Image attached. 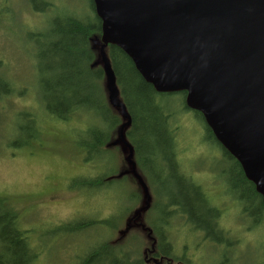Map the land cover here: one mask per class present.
I'll return each instance as SVG.
<instances>
[{"label": "trees", "instance_id": "16d2710c", "mask_svg": "<svg viewBox=\"0 0 264 264\" xmlns=\"http://www.w3.org/2000/svg\"><path fill=\"white\" fill-rule=\"evenodd\" d=\"M90 1L91 12L54 16L45 29L29 33V36L36 43L32 56L36 62L37 81L45 112L48 116L65 121L85 115L88 125L84 130L75 131V142L79 152H83L81 156L86 167L88 165L90 170L97 167L102 169L93 176L86 174L70 187L90 188L91 192L96 193L98 188L106 189L114 181H123L128 177L126 174L119 176L126 170L123 167L121 171H106L113 163V149L119 150L117 146L111 147L110 143L117 138L123 118L109 102L103 67L94 65L99 50L93 40L101 38L102 21L95 12L93 0ZM28 2L38 10L37 0ZM43 3L48 9L56 6L53 0H44ZM3 10L0 8V17ZM106 51L121 99L131 118V125L125 132L126 138L133 146L137 170L153 200L146 223L152 230L148 237L147 252L136 254L141 245L137 236H134V244V241L129 244L121 238L112 240L124 223V217H113V214L90 219L83 217L57 224L41 237L54 235L61 241L62 238L66 240L97 229L99 238L95 244L86 246L76 264H200L188 253L186 242L177 248L172 241L173 222L183 220L185 227L202 233L203 241L209 240L213 244L215 252L212 253L217 252V243L222 242L229 247V253L206 264H242V252L237 247L242 242L245 244V241L232 234L231 228H225L223 209L219 206L221 203L215 200V196H212L213 201L201 181L186 171L180 156L182 115L185 111H193L185 103L186 92H157L121 48L108 45ZM3 63L0 57L1 107L16 95V80L14 82L5 72ZM194 113L205 123L206 139L220 147L221 158L230 167L228 171H223V177L228 173L231 176L237 191L235 202L240 206L241 216L255 217V223L249 230L263 228L262 196L256 191L254 183L246 178L238 160L216 139L203 115L198 111ZM37 123L38 120H35L36 125L30 130V136L38 139L41 129ZM133 196L136 203L142 194ZM155 211L161 213L157 219L151 217V212ZM19 213L13 205V197L0 193V264H38L43 253L34 238V230L23 225ZM117 232L120 234L119 230Z\"/></svg>", "mask_w": 264, "mask_h": 264}, {"label": "rangeland", "instance_id": "374dc122", "mask_svg": "<svg viewBox=\"0 0 264 264\" xmlns=\"http://www.w3.org/2000/svg\"><path fill=\"white\" fill-rule=\"evenodd\" d=\"M43 1L37 0V10L28 0H0V8L4 9L0 17V57L5 72L13 81L16 80V95L4 102L3 107L0 106V193L13 197V205L20 212L23 225L34 230L37 245L43 250L38 264H76L86 246L95 244L99 238V231L93 229L87 234L60 241L54 235L41 237L46 230L52 231L54 225L73 219L112 214L113 217H124V223L117 229L124 233L116 231L112 240L121 238L129 244L134 241V244V236L139 237L143 242L140 241L136 254L141 255L147 252L149 235L145 228L150 208L139 219L134 217V212L131 213L143 203V191L137 180L127 173L128 179L114 181L106 189L100 187L96 193L90 188L70 187L86 174L93 176L102 170L86 167L83 152H79L75 142V131L84 130L88 125L87 119L85 115L70 121L48 116L40 97L36 62L32 56L36 43L29 33L45 29L54 16L91 12V1L53 0L56 4L53 9H48ZM106 85L105 80L107 90ZM182 116L179 149L184 168L201 181L211 198L215 196V200L221 203L217 205L223 209L225 228H231L232 234L245 241L237 247L242 252V264H264V227L250 231L255 217L241 216L231 176L228 173L223 177V171H228L230 167L223 162L220 147L206 139L205 123L194 111H185ZM35 120H38L41 129L38 139L30 136ZM116 146L119 150L113 149V163L106 170L108 172L129 168L121 146L111 145ZM137 193H141L142 197L135 203L133 195ZM160 214L158 211L151 212V217L157 219ZM185 225L183 220L173 222L172 241L177 248L186 242L190 246L187 245L188 253L194 256L197 263L215 262L221 255L230 252L229 247L221 242L215 243L217 252L212 253L215 252L213 244L209 240L204 242L202 233L193 232Z\"/></svg>", "mask_w": 264, "mask_h": 264}, {"label": "water", "instance_id": "95a60500", "mask_svg": "<svg viewBox=\"0 0 264 264\" xmlns=\"http://www.w3.org/2000/svg\"><path fill=\"white\" fill-rule=\"evenodd\" d=\"M93 2L102 21L101 38L93 40L100 51L94 65L103 67L109 102L123 118L110 145L126 154L129 168L119 176L131 173L143 191L134 217L150 208L152 196L126 138L131 118L108 45L121 48L157 92H186V105L203 115L264 202V0Z\"/></svg>", "mask_w": 264, "mask_h": 264}, {"label": "bare ground", "instance_id": "6f19581e", "mask_svg": "<svg viewBox=\"0 0 264 264\" xmlns=\"http://www.w3.org/2000/svg\"><path fill=\"white\" fill-rule=\"evenodd\" d=\"M36 6H37V4H36Z\"/></svg>", "mask_w": 264, "mask_h": 264}]
</instances>
